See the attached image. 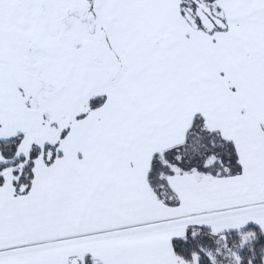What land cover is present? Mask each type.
Listing matches in <instances>:
<instances>
[{
  "label": "snow or ice",
  "instance_id": "obj_1",
  "mask_svg": "<svg viewBox=\"0 0 264 264\" xmlns=\"http://www.w3.org/2000/svg\"><path fill=\"white\" fill-rule=\"evenodd\" d=\"M0 264H264V0H0Z\"/></svg>",
  "mask_w": 264,
  "mask_h": 264
}]
</instances>
